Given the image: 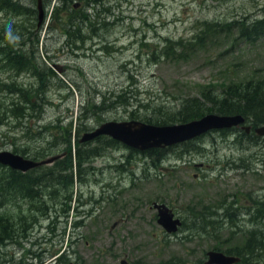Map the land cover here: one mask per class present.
I'll return each instance as SVG.
<instances>
[{"label":"rangeland","instance_id":"1","mask_svg":"<svg viewBox=\"0 0 264 264\" xmlns=\"http://www.w3.org/2000/svg\"><path fill=\"white\" fill-rule=\"evenodd\" d=\"M101 1L107 11L100 17L107 24L96 33L83 29L76 40L36 29L34 0L18 4L34 12L29 18L0 11V28L16 29L15 42L23 44L13 51L48 75L43 82L45 106L34 115L28 110L26 118L12 116L8 111L18 99L1 85L32 90L39 81L30 71L17 75L0 55V151L26 159L42 152L37 160H43L67 148L57 127L71 122L73 133L83 110L85 130L77 138L108 121L147 124V118L162 119L176 111L187 97L264 79V39L247 42L236 30L219 27L233 20L249 24L263 19L264 0ZM83 12L91 21L82 28L102 23L92 20L89 10ZM55 22L60 29L68 27L67 22ZM175 42L179 49L174 50ZM243 135L238 129L211 131L169 148L156 162L116 142L104 147L80 168L78 182L68 189L43 191L42 209L37 210V201L18 196L0 203V217L14 223L31 216L14 229L23 232L14 236L15 242L0 245L1 263L39 264L41 259L44 264H120L123 259L128 264H203L208 251L241 249L254 227L247 217H232L235 222L228 224L222 215L230 213L235 193L264 204V136ZM152 202L164 204L185 224L188 212L209 210L215 218L202 221L197 216L194 222L210 220L220 227L204 235L198 223L197 231L182 226L167 235L156 223ZM255 227L257 233L264 232V219ZM60 254L64 263L57 261Z\"/></svg>","mask_w":264,"mask_h":264},{"label":"trees","instance_id":"2","mask_svg":"<svg viewBox=\"0 0 264 264\" xmlns=\"http://www.w3.org/2000/svg\"><path fill=\"white\" fill-rule=\"evenodd\" d=\"M14 1V2H13ZM89 0H87L88 2ZM97 2V0H94ZM20 0H0V11L5 10L6 12L10 11L13 15H20L23 17H32L34 12L31 9L22 8L20 5ZM97 8L96 5L91 6V13H93V19H97L96 13ZM88 10V9H86ZM81 17V18H80ZM61 16L55 17L56 20H60ZM74 20H77L74 22ZM91 21L90 14L83 12V15L73 16L72 19L67 20L64 19L63 22L68 23V29L70 30L65 33L66 36H70V39L76 40L80 31L83 29H87L92 27L91 31L94 33L97 31V28L101 26H105L107 22L104 20L102 23H91L87 28H82V25ZM37 22V19H36ZM8 25L2 26L0 28V41L3 44L2 48H0V55L5 59L6 66L12 71H14L17 75L25 72H31L33 77L39 81V86L35 89H21L16 86L14 83L12 84H2L1 87L4 92L8 94L14 95L17 97V101L11 104V109L8 111L12 116L19 115V117L26 118L28 117V110L33 111V115L36 114V111L44 107V96H45V85H43L44 80H46L47 76L43 72L35 71L31 65L26 61L25 58L22 57L20 51H13V47H17L19 45H23L22 43L15 42V31L8 30L6 27ZM217 24H214L211 27L217 28ZM73 27L72 29H70ZM221 31H232L236 30L238 36L240 38L246 39L247 42H252L253 40L264 39V18L254 20L252 23L244 24L240 21H230L223 26H219ZM26 28H20L19 32H22ZM75 30V31H74ZM74 33V34H73ZM3 35L6 40H3ZM199 37V36H196ZM37 40V39H36ZM170 41L168 42V53H171ZM174 50L179 49L177 42H175ZM76 51V48H75ZM173 51V49H172ZM165 55V53H164ZM18 65V66H17ZM212 89V88H211ZM208 89L205 92L201 93L198 97H187L183 99L177 110L174 112H170L169 115L164 116L162 119H145L147 124L155 125V126H171L174 124H182L192 120H196L201 118L206 114H216V115H241L247 123L252 125L253 127L264 125V79L259 80H250L244 83H231L225 86L219 87L220 92H214L213 90ZM40 96H42L40 98ZM118 97L114 100H116ZM112 103L113 105H117ZM38 103V105L36 104ZM111 104V105H112ZM93 110L98 109L95 104H91ZM106 108V107H105ZM87 118V111L83 110L82 114L77 115L76 122L79 124L77 129L72 133L73 124L71 122L64 127H57L58 135L61 139H66L64 144L67 145L64 149L61 150V153L65 155L60 159L56 160L50 166H42L36 169H33L26 173H19L16 171L9 170L6 167L0 166V203L3 205L4 202H10L9 200L14 199L18 196L19 199L28 198V202L37 201L36 205L37 210L42 209L44 207L43 200V191H55L58 187L68 189L73 185V182L76 180L78 182V175L80 168L86 164L89 160L96 158L100 155L101 151L104 147H110L116 144L114 141L106 138L99 137L96 138L91 143H94V147H88V143L86 144H78L77 143V134L78 132L85 130L84 123ZM81 119V121H80ZM83 121V122H82ZM46 130V128H45ZM225 131V130H224ZM71 134V135H70ZM72 134H73V142H72ZM53 137V135H51ZM71 141V142H70ZM99 142H103V144H98ZM104 145V147H103ZM72 146V149H71ZM168 149H151L146 150L142 155L150 158L151 160L160 161L168 152ZM22 155H25L26 152L20 151ZM60 153V154H61ZM163 154V155H162ZM43 154L41 152H36L33 154L32 160H37L38 158H43ZM85 159V160H84ZM49 167V168H47ZM74 173V174H73ZM77 173V174H76ZM73 175V177H72ZM12 195V196H10ZM9 198V200H8ZM231 204H229L230 206ZM206 210V209H204ZM199 216V217H197ZM31 219V216H28ZM195 217L197 219H201L202 221H206L207 219L215 218V213H210L209 210L199 213L188 212V216L186 221L188 222L181 224L185 226L188 230L196 229V225L198 223L202 224V229L204 231L203 234L208 233V229L219 228L218 224H214L210 220L207 222H194ZM28 219L25 216H21L16 223L12 222L9 218H5L4 215L0 217V245L6 242H15L14 236L22 235L23 232H18L14 230L15 228H21V223L26 222ZM222 219L226 221L228 224H232L233 220L232 216L228 211H225V214L222 215ZM263 220V219H262ZM254 225L255 222H254ZM217 226V227H216ZM200 227V226H199ZM228 227V226H227ZM231 227V226H230ZM13 229V230H12ZM250 243V244H249ZM250 245L252 249H250ZM264 246V232L257 233L256 227L254 226L253 231L249 236V241L246 239L245 244L241 249L234 251L230 250H222L223 253L227 255L240 256L242 258L245 257L248 251L252 252L254 250L260 249V247ZM264 249V248H263ZM219 250V249H214ZM62 254V253H61ZM59 255L57 258L58 263L60 261L63 262L64 256ZM31 259V257H29ZM36 258H38V254H36ZM39 264H44L41 259H38ZM64 263V262H63ZM2 264V263H0ZM5 264V262L3 263ZM27 264V263H26ZM243 264H251L246 258L243 261Z\"/></svg>","mask_w":264,"mask_h":264},{"label":"water","instance_id":"3","mask_svg":"<svg viewBox=\"0 0 264 264\" xmlns=\"http://www.w3.org/2000/svg\"><path fill=\"white\" fill-rule=\"evenodd\" d=\"M37 27L41 24L43 15L39 1L36 2ZM244 118L241 115H216L206 114L199 119L171 126H152L139 121H108L100 124L92 131L81 135L78 143L93 141L98 137H107L137 152L151 149H165L193 140L210 131L240 129L248 133L250 126H244ZM253 134L264 136V125L253 129ZM59 156H52L41 161L25 159L8 151H0V165L10 170L25 173L30 170L47 166L57 160ZM151 208L156 211V223L167 234H173L180 226L178 219L164 204L152 203ZM238 258L225 255L217 251L205 253L203 264H236Z\"/></svg>","mask_w":264,"mask_h":264},{"label":"flooded vegetation","instance_id":"4","mask_svg":"<svg viewBox=\"0 0 264 264\" xmlns=\"http://www.w3.org/2000/svg\"><path fill=\"white\" fill-rule=\"evenodd\" d=\"M39 1L40 5L42 6V15L43 19L41 24L38 26V30H43V32H53V33H67L70 31L66 30L68 27L64 28L63 30L60 29L61 27L57 26L55 22V17L61 16L60 20H58L59 24L62 22L64 19L70 20L72 19L73 16L77 15H83L84 9L91 10L92 5H96L99 8H97V13L96 17L98 21H104L106 20V11L102 9V1L97 0L95 2L94 0H59L60 5L57 3L56 0H34ZM62 1V2H61ZM51 6L49 12L47 15H45L43 12L46 8ZM79 11V12H78ZM75 13V14H74ZM105 15L104 19H102L100 16ZM81 18V17H80ZM77 20H74L76 22ZM89 25H85L83 28H87ZM103 26L99 28V30L102 29ZM71 27L70 29H72ZM92 29V27H90ZM97 30V31H99ZM95 31L94 33H96ZM81 32V31H80ZM92 32V31H91ZM65 35V34H64ZM244 134V133H243ZM252 135L251 133L248 134V136ZM243 136H247L244 134ZM230 214L232 217H234L236 220L239 217H247V223L252 224L253 222L258 221L259 219H264V204H261L260 201H258V198H252L250 195L247 197L241 196L239 197L236 193L232 197L231 205H230ZM233 214V215H232ZM238 214V215H237ZM249 221V222H248ZM252 231L248 232L247 235V240L249 241V236ZM250 244V243H249ZM260 247V246H259ZM264 246L260 247L258 250H254L252 252L248 251L247 254L245 255L244 258L240 256H236L234 253L232 256L239 258L238 262L236 264H243L244 259L248 260L251 264H259L261 261L264 263V254H261L262 251H264ZM250 249H252V246L250 245ZM262 250V251H261ZM120 264H128L125 260H120Z\"/></svg>","mask_w":264,"mask_h":264},{"label":"bare ground","instance_id":"5","mask_svg":"<svg viewBox=\"0 0 264 264\" xmlns=\"http://www.w3.org/2000/svg\"><path fill=\"white\" fill-rule=\"evenodd\" d=\"M79 12V11H78ZM91 30V29H90ZM70 37V36H69ZM28 53V52H27ZM18 66V65H17ZM34 117V116H33ZM76 121V120H75ZM83 122V121H82ZM45 127V126H44ZM65 128V127H64ZM47 129V128H46ZM41 131V130H40ZM43 131V130H42ZM46 132V131H45ZM53 135V134H52ZM71 135V134H70ZM51 146V145H50ZM103 147H104V145H103ZM42 153V152H41ZM85 160V159H84ZM77 174V173H76ZM65 194V193H64ZM64 199V198H63ZM233 215V214H232ZM238 215V214H237ZM29 218V217H28ZM33 220V219H32ZM249 222V221H248ZM259 226V225H258ZM217 227V226H216ZM218 228V227H217ZM257 228V227H256ZM13 242V241H12ZM9 244V243H8ZM8 247V246H7ZM10 248H11V246H10ZM3 256V255H2ZM1 256V257H2ZM0 257V258H1ZM3 258V257H2ZM0 263H1V261H0ZM3 264V263H2Z\"/></svg>","mask_w":264,"mask_h":264}]
</instances>
